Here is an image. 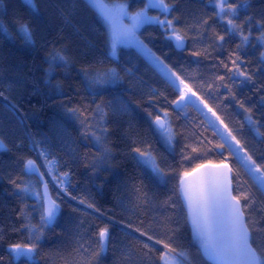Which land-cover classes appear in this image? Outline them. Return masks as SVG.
<instances>
[{
	"label": "trees",
	"instance_id": "obj_1",
	"mask_svg": "<svg viewBox=\"0 0 264 264\" xmlns=\"http://www.w3.org/2000/svg\"><path fill=\"white\" fill-rule=\"evenodd\" d=\"M33 2L35 9L23 0H0V92H3V96H0V139L4 144V148L0 149V233L5 237L0 242V255L4 256L3 264H31L28 259H16L6 254L7 242H15L21 238V233L12 231L13 227L19 228L21 223L16 216L21 202L5 191L11 190V185L7 183V174L33 180L40 186L34 176L26 174L23 158L36 161L47 181L51 197L60 205L54 225L46 230L41 255L35 258L38 264H74L80 258V254L74 249L76 226L81 220L86 225L107 223L110 226L112 239L107 244L106 251L96 258L94 264L97 261L98 264H114L122 247L130 252L134 264H140L141 261L145 264H160L159 251L156 250L162 251V246L141 237L135 229H149L165 242L171 237L174 246L186 253L187 264H209L197 252L198 245L191 235L178 195L180 173L190 170L202 161L218 162L226 159L232 168V179L239 174V179L243 182L245 177L239 162L227 150L214 147L215 143L220 142L219 138L214 136L198 111L189 109L186 114H182L173 109L171 101L178 93L132 47H118V58L112 60L110 65L108 60L105 63L112 67L132 66L134 77L125 79L115 87H107L99 94L88 91L83 83L84 78L79 73L81 65L109 53V48L104 45L103 24L95 14V9L87 5V0ZM112 2H130L131 11L137 0ZM249 2L254 13H259L264 8L262 0ZM73 3L76 6L70 9V14L63 11L67 5ZM177 6L188 10L179 20L182 29L185 25H192L182 50H176L171 41L164 39L155 25L141 28V38L156 56L182 75L193 91L204 98L230 128L240 130L241 124H244L243 129L236 133L238 139L255 159H261L264 157V138L257 136L247 125L242 110L234 102L229 104V101L219 99L214 89L204 86L205 82H212L217 74L227 75L220 65V59L227 61L228 53L234 50L239 38L225 43L222 49L208 47L211 53L208 57L203 53L199 57L191 56V51H201L213 43L209 39L213 37L212 31L204 33L203 41L193 40L195 20L202 13L210 15L214 10L213 4L210 0H199L198 3L197 0H179ZM149 12L152 15L157 14L156 9H150ZM20 22H27L31 26V43L18 34ZM209 25L221 34L222 27H227L215 18L209 20ZM5 27L7 33L3 31ZM54 49H63L70 63L49 71V54ZM241 51L245 49L242 47ZM246 51L249 60H254L256 50L248 47ZM254 68L253 63L252 69ZM229 83L239 97L251 98L248 103L258 102L259 94L252 90V84L243 86L239 82ZM260 84L261 80L257 76L255 86L259 87ZM220 95H223V89L220 90ZM94 100L95 103L129 105V111L119 117L118 124H112L111 119L109 120L111 135L108 146L112 149L114 159L107 166V170L103 171L100 168L94 171L92 168L94 157L99 151L94 141L90 136L85 137L82 134L81 123L70 119L65 111L66 106H86L89 111L85 115L91 118V109L95 108ZM163 109L169 111L170 127L174 133L171 146L165 144L147 115L148 112L155 115L158 110L161 115ZM261 111L264 110L259 109V106L254 109L255 118L264 122ZM260 131L264 132V127ZM132 139L138 145L147 146L156 163L165 169L166 174L162 181L153 177L150 169L137 166L132 159L135 154L129 150ZM209 140L212 143H208ZM34 141H40L46 147L49 152L48 160L55 158L51 175L48 174L47 162L33 147ZM193 148L197 150L193 152ZM183 155H188L189 159H182ZM63 171L70 174V183L63 187L77 199L65 195L57 186V178ZM134 182L139 183L143 192L147 193V200L141 199L139 207L136 206V194L133 192ZM241 186L245 191H254L250 183H242ZM236 187L234 180L232 188ZM80 199L85 203L80 204ZM257 202L259 204L258 194ZM25 203L32 223H39L41 204L30 195L25 198ZM88 204L92 207H88ZM165 217L168 218L167 226H161ZM169 228L175 231L170 232ZM88 237L90 238L86 246L98 247V237L91 232ZM143 243L153 248L147 258L143 256Z\"/></svg>",
	"mask_w": 264,
	"mask_h": 264
},
{
	"label": "snow or ice",
	"instance_id": "obj_2",
	"mask_svg": "<svg viewBox=\"0 0 264 264\" xmlns=\"http://www.w3.org/2000/svg\"><path fill=\"white\" fill-rule=\"evenodd\" d=\"M24 2L35 9L36 5L33 0H24ZM198 2L199 0H197ZM178 3L179 0H143L142 3L137 0L136 6L130 11V2L113 3L112 0H87V5L91 9H95V14L103 24L104 45L110 51L105 57L82 64L79 73L84 78L83 83L86 89L94 94H99L107 87H115L125 79L134 77V68L132 66L112 67L108 65L112 60L118 58V47H134L149 60L169 86L178 93L176 98L171 101L176 112L182 113L189 106L196 108L198 112L201 111L191 99L195 97L204 109L211 113L215 119L207 121L208 127L220 141L215 143L214 147L227 150L239 162L245 179L242 182L239 179V174L233 179H229L232 168L226 159H221L218 162L202 161L196 163L190 170L180 173V190L188 204L192 219L193 239L198 245L197 252L209 264H264V157L255 159L238 139L236 133L243 129L244 124H241L240 130L230 128L206 100L193 91L182 75L169 67L159 56H156L141 38L143 36V33L140 32L141 28L145 25H155L159 28L164 39L175 42L177 48H183L184 42L188 38L187 33L192 25H185L183 29L179 25L181 16L186 15L188 10L178 8ZM210 3L213 4L214 10L210 15L202 13L195 20L193 40L203 41L204 33L212 31L213 37H209V39H212L213 43L201 51H191L190 55L199 57L203 53L205 57H208L211 55L208 47L222 49L225 43L231 42L236 37L239 38L234 50L228 53L227 61L220 59V65L223 66L227 75L217 74L212 82H205L204 86L210 90L214 89L219 99L229 101V104L234 102L236 107L242 110L247 125L256 132L257 136L264 138V132L260 131L264 127V122L261 119H256L254 112L257 106L264 110V8L259 13H254L249 0H210ZM75 6V3L67 5L63 11L70 14V9ZM150 9H156L157 14H150ZM213 18L220 21L221 25H227L226 28L222 27V34L215 32L209 25V20ZM3 31L7 33V28H3ZM18 34L26 42H32L33 32L27 22L19 23ZM149 35L151 36V34ZM242 47L245 51H241ZM248 47L256 50L254 60L248 58L246 51ZM49 57V71L70 63V59L64 54L63 49H54ZM106 60H108V65L105 63ZM253 63L255 64L254 70L252 69ZM257 76L261 80L259 87L255 86ZM229 82L232 84L239 82L243 86L252 84L254 86L252 90L259 94L258 102L250 104L247 102L251 99L250 97H239ZM221 89H223L222 96L220 95ZM152 94H155L154 89ZM0 96H3V92H0ZM65 111L70 119H76L81 123L82 134L85 137L90 136L99 150L97 156L94 157L93 170L95 171L97 168L102 171L107 170V166H110L111 160L114 159L112 149L108 146L111 135L109 120L111 119L112 124H118L119 117L129 111V105L125 103L118 105L95 103V108L91 109V118L85 115L89 111L86 106H66ZM147 115L151 125L155 126L159 134L171 142L174 133L170 127L169 111L163 109V117L159 114V110L155 115L153 112H148ZM261 117L264 118V111H261ZM205 119L207 120L206 117ZM208 143H212V141L209 140ZM0 146H2V142H0ZM33 147L38 150L39 156L47 162L48 174L51 175L55 158L48 160L49 152L40 141H34ZM129 150L130 153L135 154L132 159L135 160L137 166L150 169L153 177L163 178L166 174L165 169L156 163L155 157L147 146L138 145L137 141L132 139ZM196 150V148L192 149L193 152ZM220 154L223 155V152ZM23 159L25 171H35L40 175L44 193L41 196V193L34 189L30 180H24L11 173L7 174L6 179L7 183L11 185V190L6 189L5 191L9 196H13L21 202L19 211H16V216L21 221L20 226L12 228L13 232L21 233V238L15 242H7L6 254L16 259L24 256L31 264H38L35 258L41 255L42 241L46 237V230L50 228V225H54L60 205L55 199L50 198L47 183L43 181V174L39 172L36 161L31 158ZM182 159L188 160L189 156L183 155ZM201 170L205 171L201 172ZM198 172H201V176L195 187L186 182V177ZM69 175L68 171L61 172L60 177L57 178L59 179L57 186L65 195L71 196L67 188L63 187L70 183ZM234 180L237 184L235 189L232 188ZM242 183H250L254 191L243 190ZM133 192L136 194V206L139 207L141 199L147 200V193L143 192L139 183L136 182L133 185ZM234 192L235 194H233ZM30 194L42 202L40 220L36 224L32 223L31 215L26 211L25 198ZM71 198L77 199L75 196H71ZM79 203L84 204L85 201L80 199ZM87 206L92 207L91 204ZM73 210L75 211V209ZM109 219L111 220V217ZM167 221L168 218L165 217L161 221V226H167ZM141 223L143 222L141 221ZM76 227V248L74 251L80 254V258L74 264H94L96 258L106 251L107 244L112 239L110 226L107 223L95 226L86 225L81 220ZM125 227H131V225H125ZM135 231H138L141 237H146L148 241L162 246V251L156 250L159 251L160 264H185L186 253L174 246L171 237L168 242H165L152 234L149 229H135ZM169 231L173 232L175 229L169 228ZM89 232L98 237L96 242L98 247L86 246L87 240L90 238L88 237ZM4 240V235L0 233V242ZM142 249L143 256L146 258L153 252V248L147 243L142 244ZM3 261L4 256L0 255V264H3ZM114 264H134V261L130 252L122 247ZM140 264H145V262L141 261Z\"/></svg>",
	"mask_w": 264,
	"mask_h": 264
},
{
	"label": "water",
	"instance_id": "obj_3",
	"mask_svg": "<svg viewBox=\"0 0 264 264\" xmlns=\"http://www.w3.org/2000/svg\"><path fill=\"white\" fill-rule=\"evenodd\" d=\"M171 42H172V41H171ZM172 44H173V46H174V48H175L176 50H182V49H183V48H177L176 45H175V42H172ZM229 166H230V165H229ZM37 167H38V166H37ZM38 168H39V167H38ZM203 171H205V170H201V172H203ZM25 172H26V174H28V175H30V176H34V177L38 180V182H39V184H40V192H41V196H43L44 188H43L42 183H41V180H40V175H39L37 172H35V171H33V172L25 171ZM39 172L42 173L40 169H39ZM201 172L195 173V174H193V175L190 176V177H186V178H185L186 182L192 184V185L195 187V186L198 184L199 180H200ZM229 179H232V173L229 174ZM43 181L47 183V181H46L44 175H43ZM47 187H48V184H47ZM48 193H49L50 198H52V197H51V194H50V191H49V187H48ZM178 195H179V198H180V201H181L182 207H183V209H184V211H185L186 219H187V223H188V226H189V229H190L191 235H192V237H193L192 219H191V216H190V214H189V209H188L187 201H186V199H185V197H184L183 192L180 190V181L178 182ZM52 199H53V198H52ZM57 216H58V215H57ZM56 218H57V217H56ZM52 226H53V225H50V228H51ZM203 258H204V257H203ZM204 259H205V258H204ZM205 261L208 262L206 259H205ZM208 263H209V262H208Z\"/></svg>",
	"mask_w": 264,
	"mask_h": 264
},
{
	"label": "rangeland",
	"instance_id": "obj_4",
	"mask_svg": "<svg viewBox=\"0 0 264 264\" xmlns=\"http://www.w3.org/2000/svg\"><path fill=\"white\" fill-rule=\"evenodd\" d=\"M24 1V0H23ZM132 48H134V47H132ZM135 49V48H134ZM136 50V49H135ZM109 51H110V49H109ZM137 51V50H136ZM138 52V51H137ZM141 54V53H140ZM142 55V54H141ZM145 59H146V57L144 56V55H142ZM147 61H148V63L151 65V66H153L150 62H149V60L148 59H146ZM154 67V66H153ZM155 70L156 71H158L156 68H155ZM158 73L161 75V73L158 71ZM162 76V75H161ZM192 99V101H194L195 102V104L200 108V110L201 111H199V113L202 115V117L204 118V120H205V122L207 123V121L208 120H214L215 118L211 115V113H209L208 111H207V109H204V107H203V105H201L200 103H199V101H197L196 100V98L195 97H192L191 98ZM189 109H194V110H196V108H194V107H191V106H189V107H187V108H185L184 110H183V112H182V114H186V112L189 110ZM197 111V110H196ZM161 116L163 117V114H161ZM205 117L207 118V120L205 119ZM208 124V123H207ZM217 127H219V124H217ZM162 137V136H161ZM162 139L164 140V142H165V144L166 145H168V146H171L172 145V140H171V142H168L164 137H162ZM0 142H2L1 141V139H0ZM4 148V144H3V142H2V146H0V149H3ZM241 155H243V153H241ZM160 181H162L163 180V178H159V177H157ZM31 181V183L33 184V186H34V189L36 190V191H39L40 192V186H37L35 183H34V181L33 180H30ZM41 193V192H40ZM30 196L31 197H33L36 201H37V203H39V204H41L42 202L40 201V200H38L34 195H31L30 194ZM20 258H25V259H27L26 257H24V256H21ZM185 264H187V261H185Z\"/></svg>",
	"mask_w": 264,
	"mask_h": 264
}]
</instances>
